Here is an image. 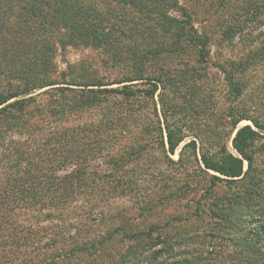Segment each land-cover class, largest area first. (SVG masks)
<instances>
[{
  "label": "trees",
  "instance_id": "trees-1",
  "mask_svg": "<svg viewBox=\"0 0 264 264\" xmlns=\"http://www.w3.org/2000/svg\"><path fill=\"white\" fill-rule=\"evenodd\" d=\"M111 1L130 9L132 13L122 21L134 27H115L101 9L100 0H0V10L7 2L18 9L17 18L25 26L23 36L34 40L35 35V41L25 47L21 66L11 69L8 76L3 74L9 79V88L0 89V264L20 259L24 264L49 262L26 258L25 252L28 248L29 254L39 247L58 249L59 236L51 245H41L37 235L44 230L38 232L39 226L24 224L30 218L26 217L39 219L30 214L36 211L39 216L44 214V219L55 218L51 210L62 212L77 193H91L87 190L91 184L88 171L119 175L115 190H123L136 183L133 173L140 171L148 158L152 159L146 165L149 171H160L156 164L166 160V167L183 170L185 180L174 186L157 185V195L148 198L143 212L155 215L186 199L193 202V211L187 210L184 221L168 215L161 224L152 223L146 230L128 227L125 221L109 230L103 240L88 241L85 233L70 252L73 259L81 260L79 264H211L207 249L216 240L223 242L221 250L212 253L219 258L227 257L234 264H264V169L258 162L264 156V124L225 110L217 115L218 122H207L204 137L200 133L186 135L179 106L166 103L168 94L184 99L188 85L202 78L199 68L184 62L188 54L194 52L195 63L209 68L213 37L194 28L191 6L195 0H185L184 5L179 0ZM247 1L233 17L237 25L264 2ZM218 2L227 7L223 0ZM168 11L180 12L181 17ZM131 15L135 16L132 22ZM147 24L159 27L161 35ZM229 31L232 34L235 27L229 26ZM125 38L132 40V45L117 52ZM56 44L109 50L114 52L112 68L122 69L128 63L130 70L114 79L96 74L57 77ZM5 54L0 49V61ZM249 65L219 66L236 98L244 89L239 74ZM141 99L154 111L153 130L140 122L147 115V106L140 115L133 107ZM244 120L252 125L239 127ZM188 137L191 139L183 145L179 160L173 161L170 155H175ZM22 216L25 219H20ZM176 222H185L188 233L179 228L174 231ZM109 241L127 247L122 251L117 245L119 249L105 257L103 248ZM67 257L58 253L50 262L68 264ZM87 257L93 260H84Z\"/></svg>",
  "mask_w": 264,
  "mask_h": 264
},
{
  "label": "rangeland",
  "instance_id": "rangeland-1",
  "mask_svg": "<svg viewBox=\"0 0 264 264\" xmlns=\"http://www.w3.org/2000/svg\"><path fill=\"white\" fill-rule=\"evenodd\" d=\"M100 1H102V5L100 6L101 9L107 12L108 17H111L115 27L118 25L126 30V27L131 28L135 26V24H130L129 21L126 23L122 21V18L125 19L132 13L130 9L123 8L111 0ZM218 1L219 0H195L192 2L191 6V9L195 11L193 12L194 19H196L194 21V28L200 34L211 35L213 37L209 68L202 65L198 66L195 63L196 56L194 52L188 54L184 62L191 68H199L200 72L198 73L202 78L198 77L200 79L199 81L188 85L187 90H189V93L185 95L184 99H175L172 94H168L169 97L166 99L168 107L170 104L173 105V103L179 106L181 118H184L182 124L183 131H185L186 135H197L200 133L199 136L204 137V128L207 122H209L210 125L213 124L214 121L218 122L219 119L217 115L225 110L231 112L233 115L234 112L238 111L264 124V2L260 3L261 8L259 10H255L254 13L252 12L248 16L246 15L241 24L237 25L233 17L237 13L236 11L239 7H244L249 1L223 0L227 4V7H225V4H222V6H224L220 7L221 4H219ZM252 1L253 0H251V2ZM179 3L184 5L186 1L179 0ZM3 7L4 9L0 10V49L6 54L0 61V70H3V73L0 74V89L2 90L9 88V79L3 74L8 76V72H10L11 69L15 70L21 66L22 57L26 55L25 47H28V42L35 41V35H33L34 40H30L23 36L24 33L22 31H24L25 26L20 22L21 20L17 18L19 12L14 4L7 2ZM207 7H209V9H207ZM168 14L181 17L180 12L172 13L168 11ZM134 17L135 16L131 15L128 18H130L132 22ZM139 25L142 27L141 22ZM147 25L153 26L152 24ZM147 25L144 27H147ZM229 26L235 27V31H233L232 34L229 31ZM158 29L159 27L153 26L154 32L161 35ZM37 40L38 37L36 41ZM130 41L132 40L126 38L122 39V43H120L119 47H123L117 52L121 49L126 50L124 45L131 46L132 44ZM135 44L137 45L136 42ZM55 47L56 55L54 62L57 66L56 75L60 78L62 75H65L66 78L69 79V77L74 75L82 76L86 74H96L114 79L122 77L130 70V64L128 63H124L125 66L122 69L117 66L112 68L110 61L111 54H114V52H110L109 50L85 46L61 47L59 44H56ZM106 62L109 64H106ZM240 62H249L250 65L246 70H241V74H239L244 89L242 95L236 98L230 89L227 76L222 73L219 66H227L231 69V64ZM204 67L206 68L205 72L203 71V69H205ZM208 70L209 72H207ZM12 73L14 74V72ZM16 81H13V83ZM158 95L159 93L156 95L157 112L161 117L162 106ZM148 103V101L141 99L140 101H136V106L133 107L138 111V115H140L142 112L141 109L147 106V115L140 122L148 125V127L153 130V128L156 127V119L154 117V111L150 112V103ZM152 113L153 116H151ZM204 113H206V116ZM85 120L86 115L82 121ZM245 125H252V123L249 120H244L240 123L239 127ZM137 130L139 129L137 128ZM201 131L203 132L201 133ZM123 138H127V135H124ZM13 139L15 141L19 140L18 137H14ZM190 139L191 137L186 139L175 155H170L173 161L177 162L179 160V154L183 145L190 141ZM117 141L119 144L122 143V137ZM262 143L264 144V142ZM228 147L230 151H232L231 142ZM155 149H157V146H155ZM159 154L160 153H158V155ZM261 159L264 161V156H260L259 160ZM151 160V158H148L145 162H142L141 168L139 169L140 171H134L133 173L136 183H132L123 190H115V187H117L116 183H119V175L110 174V176H106V174L109 173L108 171H88L90 173L87 178L91 184L87 186V190L91 193H77L75 199H72L70 203L62 209V212L51 210L49 213L54 214V216L56 215L57 217L55 218L49 217L44 219V217H46L44 214L39 216L40 213L38 214V212L32 211L30 214L39 217V219L35 220L29 215L26 217H30L29 220L25 221L24 224H32L35 227L39 226L37 227L38 232L44 230L37 235V240L40 241L38 243H42L41 245H44V243L51 245L52 239L57 235L59 236L58 240L60 244H57L59 246L58 249L53 250L52 248L51 250H45L47 247L44 249H42V247L36 250L32 249L33 254H29L30 248H28L25 252L27 254L26 258L37 260L45 259L49 260V262H41L39 264H53V262H50L51 257L58 253L59 255L66 253L68 257L65 258V261L68 259L70 262L68 264H79L81 260L79 261L75 257L73 259L70 252L73 251L77 243L82 242L83 234L85 233L89 234L88 241L93 239L103 240V237H106L116 224L123 225L125 221H128V223H125L128 227L132 225V227L138 230H146L152 223L161 224L168 215L184 221L189 213L188 211H193L192 207L194 204L188 199L173 203V208L159 210L155 215L143 212L142 206L145 202L150 201L148 198H154L157 195V185L161 187L168 183V185L174 186L175 182L179 183V181L182 182L185 180L183 170L173 165L172 167H166V160L156 164L160 171H149V167H146V165ZM259 160L258 162L261 168L264 169V163H261ZM95 173L100 174L97 175ZM119 213H121V216H118ZM120 217H122L121 220L119 219ZM20 219H25V217L22 216ZM183 223L185 222H176L173 230L175 231L176 228H179V231L183 234L188 233L189 230H187V225H183ZM222 244V241L213 240L212 244L208 245L209 249L207 250L211 252L209 258L213 261L211 264H234L235 262H229V258L227 257L219 258L217 254H212L216 251L219 252ZM117 245H119L122 251L127 247L126 245L121 246L116 242L112 243L109 241L103 248V250L107 252L105 257H108L107 254L109 253H115V251L119 249ZM127 245H129V243H127ZM157 249H159V247L156 248V250ZM183 249L182 245L181 250ZM233 251L234 249L231 250V252ZM22 254L23 252L21 251V253H19L20 257H22ZM98 255L101 256V259L104 258L103 252H99ZM163 258L165 259L166 255H163ZM84 260L92 261L93 258L87 257ZM20 263L24 264L22 259L13 264ZM59 263L62 264L61 261H59ZM27 264H30V262ZM141 264L148 263L143 261Z\"/></svg>",
  "mask_w": 264,
  "mask_h": 264
}]
</instances>
